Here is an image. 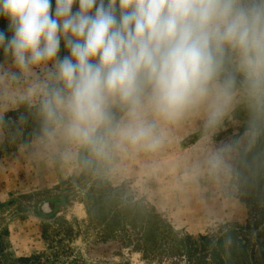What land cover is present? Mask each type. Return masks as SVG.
<instances>
[{
    "label": "clouds",
    "instance_id": "obj_1",
    "mask_svg": "<svg viewBox=\"0 0 264 264\" xmlns=\"http://www.w3.org/2000/svg\"><path fill=\"white\" fill-rule=\"evenodd\" d=\"M0 20V134L31 123L25 146L102 171L193 123L195 173L264 172V0H0Z\"/></svg>",
    "mask_w": 264,
    "mask_h": 264
},
{
    "label": "rangeland",
    "instance_id": "obj_2",
    "mask_svg": "<svg viewBox=\"0 0 264 264\" xmlns=\"http://www.w3.org/2000/svg\"><path fill=\"white\" fill-rule=\"evenodd\" d=\"M31 127L0 134V264H264V172L240 184L195 173L198 125L102 171L25 146ZM237 131L226 122L216 139Z\"/></svg>",
    "mask_w": 264,
    "mask_h": 264
},
{
    "label": "flooded vegetation",
    "instance_id": "obj_3",
    "mask_svg": "<svg viewBox=\"0 0 264 264\" xmlns=\"http://www.w3.org/2000/svg\"><path fill=\"white\" fill-rule=\"evenodd\" d=\"M53 5H54V0H53ZM55 202L56 201L53 200H46L41 202L38 206L39 215L42 217H48L49 215H51L55 210V205H56Z\"/></svg>",
    "mask_w": 264,
    "mask_h": 264
},
{
    "label": "trees",
    "instance_id": "obj_4",
    "mask_svg": "<svg viewBox=\"0 0 264 264\" xmlns=\"http://www.w3.org/2000/svg\"><path fill=\"white\" fill-rule=\"evenodd\" d=\"M244 200V199H243ZM148 203V202H146ZM153 210H155V208L151 207ZM263 217H264V213L262 214ZM261 223V218L258 220V222L255 224V227H257L256 225H259Z\"/></svg>",
    "mask_w": 264,
    "mask_h": 264
}]
</instances>
